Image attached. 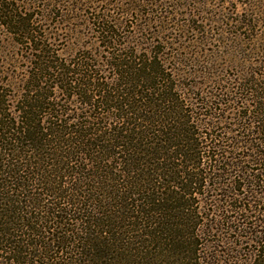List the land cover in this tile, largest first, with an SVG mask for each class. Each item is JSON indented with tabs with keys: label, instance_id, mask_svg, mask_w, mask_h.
Masks as SVG:
<instances>
[{
	"label": "trees",
	"instance_id": "trees-1",
	"mask_svg": "<svg viewBox=\"0 0 264 264\" xmlns=\"http://www.w3.org/2000/svg\"><path fill=\"white\" fill-rule=\"evenodd\" d=\"M232 1L247 41L205 92L165 27L139 39L171 2L0 0L29 64L0 91V264H264V0Z\"/></svg>",
	"mask_w": 264,
	"mask_h": 264
},
{
	"label": "rangeland",
	"instance_id": "rangeland-1",
	"mask_svg": "<svg viewBox=\"0 0 264 264\" xmlns=\"http://www.w3.org/2000/svg\"><path fill=\"white\" fill-rule=\"evenodd\" d=\"M165 1L178 6V8L172 6L165 9L167 12L166 15L168 16L167 19H169L167 21H170V23L166 26H164L165 24L162 22H160V24L158 22L150 24V29L147 30L148 32L142 33L139 39L142 37L150 39L149 37H151V35L149 33L151 30L156 32L161 30L160 26L165 27L161 37H164L167 43H174L169 46L171 47L169 51L178 54L181 59H184L181 69L184 68L185 73L191 72L194 74L186 78V82L204 83L206 81L204 91H213L214 83L207 78L209 76L211 78L213 77L211 74H208L209 69L214 68L213 64L215 61H212V59L217 57L219 66L216 70H210V73L215 72L218 76H227L233 72L231 68H227V63L230 60L229 52H233L237 55L238 51L241 49H237L236 45L238 43H245L248 35L242 34V36L241 34H237L235 28L232 26L234 25V19L237 17V14L246 11L248 7L241 6L239 3H234L232 0H210L206 5H202V0H200L201 2H199V0ZM162 14L165 15L164 13ZM158 16H160V13H154L150 18L156 19ZM128 25H130V23ZM126 31L129 35L132 28H126ZM240 33H244V31L241 30ZM260 33H264V19H262L259 26L255 28V34L259 35ZM155 39L162 44L159 37ZM13 40L14 39L0 27V91L6 95L5 98L1 96L0 98L5 100L7 98L8 105L13 104V100L11 101V99L17 91L16 85L13 83L21 84L19 81L25 79L29 71V64L27 63L28 54L25 52V46H18L13 43ZM90 42V38L84 39V43H86L84 46L88 45ZM138 43L142 45L141 48L145 47L141 40L138 41ZM64 44H66V42L62 37L57 49L62 48ZM80 51L86 53L88 56H93L95 53V49L87 47L80 49ZM51 91L54 96L56 95L57 100L58 98L61 99V93L56 92L54 88H52ZM68 106L70 109L75 108L72 104ZM261 210H264V204L261 205ZM259 219L264 226V216H260Z\"/></svg>",
	"mask_w": 264,
	"mask_h": 264
}]
</instances>
